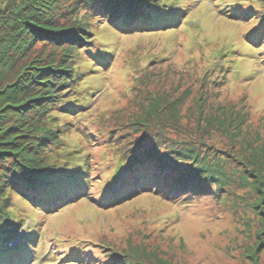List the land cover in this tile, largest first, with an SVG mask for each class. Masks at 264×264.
<instances>
[{
    "label": "rangeland",
    "instance_id": "rangeland-1",
    "mask_svg": "<svg viewBox=\"0 0 264 264\" xmlns=\"http://www.w3.org/2000/svg\"><path fill=\"white\" fill-rule=\"evenodd\" d=\"M172 1L177 2L173 9L182 12L174 35L167 30L131 33L127 38L116 35L117 45H113L115 50L105 72L95 74L88 71L92 68L90 62L82 64L88 74L95 75L86 79L91 95L81 121L71 123L70 115L60 118L75 128L64 135L63 150L85 148L92 178V187L88 188L92 195L100 193L97 198L107 187L102 189L96 182L112 174L120 155L133 156L139 140L141 147L161 154L167 151L163 143L177 142L178 147L181 143L191 144L199 158L207 155L210 159L213 154L224 159L226 171L243 169L241 153L256 156L260 163L264 160V39L255 46L243 39L256 25L250 20L252 14L245 22L221 17L217 5L228 0ZM240 1L253 6L257 3ZM99 28L97 24L95 31ZM97 37L111 45L107 29L98 32ZM206 72L211 81L205 84L207 95L215 93L211 98L195 94ZM143 87L146 95L162 96L156 98L160 101L158 111L171 107L172 102L179 109L178 127L164 120L160 139L154 137L155 131L147 123L160 124L161 118L137 121L141 114L133 97ZM188 89L191 96L187 98ZM152 94L150 97H156ZM209 121L215 122L213 130L207 126ZM140 123L146 125L142 128ZM80 133L89 135L85 138ZM246 170H252L251 166L247 165ZM231 178L232 186L216 196V188L210 186L211 192L206 191L203 198L181 203L148 191L103 211L93 204L97 201L92 197L79 198L55 214L33 217L26 211L22 214L23 235L18 233L13 245H20L31 235L30 229L39 226L42 231L33 236V241L42 242L39 257L43 256L31 261L35 264L56 262L62 251L74 246L85 248L90 264H102L107 259L103 254L114 251L120 256V252L137 255L134 264H264V199L240 184L237 174ZM112 187L108 189L115 194L119 185ZM81 240L82 245L77 244ZM106 242L112 246L109 250L103 249Z\"/></svg>",
    "mask_w": 264,
    "mask_h": 264
},
{
    "label": "trees",
    "instance_id": "trees-1",
    "mask_svg": "<svg viewBox=\"0 0 264 264\" xmlns=\"http://www.w3.org/2000/svg\"><path fill=\"white\" fill-rule=\"evenodd\" d=\"M221 1V0H218ZM220 2L219 15L228 20L256 25L243 39L255 46L264 39V0H256L255 6L240 0ZM172 0H0V245L17 232L24 220L23 213L41 212L55 214L73 205L77 199L90 200L102 210L126 201L139 192L151 191L161 199L178 203L191 198H203L206 191L216 188L215 195L222 189L231 187L232 176L237 174L240 184L256 191L264 199V160L260 163L256 156L245 157L242 170L229 168L221 157L208 159L198 157V151L191 144L177 142L163 143L167 149L161 154L157 150L141 147L139 140L133 149V156L120 155L116 159L113 172L97 183L105 193L97 198L88 187L92 178L87 169L85 148L72 147L63 150L64 135L75 129L62 123L60 118L70 115V122L77 124L80 115L89 104L91 93L85 86L86 79L106 71L117 45L116 35L127 38L143 31H176L182 20V12L173 7ZM222 3V5H221ZM245 6V7H244ZM243 7V8H241ZM185 9H183L184 11ZM98 32L107 29L110 44L99 40ZM133 31V32H131ZM91 36V38H90ZM174 39V38H173ZM247 39V40H246ZM95 46L93 44L97 43ZM40 46L36 49V46ZM142 46L139 43L136 44ZM112 47V48H111ZM256 57V55H255ZM103 61V62H102ZM85 62H90L95 74H88ZM203 76L195 94L211 98L205 87L211 84L209 77ZM148 75V74H147ZM142 80V79H141ZM139 81V80H138ZM146 87L134 94L133 103L140 108L137 121L162 119L160 124L147 123L154 137L160 139L162 122L176 121L178 106L174 102L166 106L168 111H158L162 96L146 95ZM170 91L174 92L172 88ZM187 98L191 90L185 92ZM152 94V96H154ZM163 100V99H162ZM169 108V109H168ZM158 111V112H157ZM142 113L145 115L143 116ZM79 116V117H78ZM147 117V119H146ZM218 122V121H217ZM215 122L207 126L212 130ZM142 128L146 125L140 123ZM223 127L221 123H218ZM178 127V126H177ZM136 130V128H135ZM78 132V131H76ZM79 133V132H78ZM82 134L85 138L89 134ZM148 156H142V154ZM247 165L252 170L248 171ZM254 173V175H253ZM255 176V177H254ZM102 184V185H101ZM119 185L112 194L109 186ZM112 187V188H113ZM208 189V190H207ZM184 204V203H183ZM63 205V208H60ZM250 205V204H249ZM59 208V209H58ZM251 208V207H250ZM14 209V210H13ZM19 210L21 213L17 214ZM103 211V210H102ZM38 218V217H36ZM38 236L42 227L37 226ZM83 241L77 244L82 245ZM106 242V247H112ZM36 244V245H35ZM41 245L42 242L40 241ZM33 238L25 240L27 251L2 253L0 264H8L12 259H24L29 264L32 255L42 251ZM35 248H31L34 247ZM36 251V252H35ZM54 253L57 250L54 249ZM85 248L71 247L58 260L50 264H90ZM104 253L102 264H134L137 255L130 252ZM82 254V255H81ZM71 260H70V258ZM100 264V263H97Z\"/></svg>",
    "mask_w": 264,
    "mask_h": 264
}]
</instances>
